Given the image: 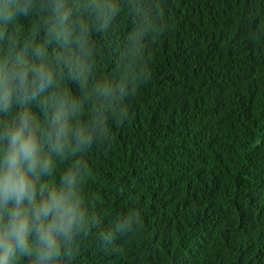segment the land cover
Returning a JSON list of instances; mask_svg holds the SVG:
<instances>
[{
  "label": "trees",
  "instance_id": "obj_1",
  "mask_svg": "<svg viewBox=\"0 0 264 264\" xmlns=\"http://www.w3.org/2000/svg\"><path fill=\"white\" fill-rule=\"evenodd\" d=\"M116 2L105 30L87 21L84 48L78 26L65 42L39 6L7 27L15 52L44 50L88 123L93 89L121 80L137 37L139 88L75 157L89 219L61 264H264V0ZM9 44L0 36V52ZM71 163L42 180L59 183Z\"/></svg>",
  "mask_w": 264,
  "mask_h": 264
},
{
  "label": "clouds",
  "instance_id": "obj_2",
  "mask_svg": "<svg viewBox=\"0 0 264 264\" xmlns=\"http://www.w3.org/2000/svg\"><path fill=\"white\" fill-rule=\"evenodd\" d=\"M38 6L55 22L57 35L65 42L76 32L73 25L78 26L80 48L86 44L82 37L88 20L103 31L118 14L116 0H72L71 5L67 0H41L39 5L36 0H0V36L10 41L8 50L0 52V264H18L22 257L30 264H61L62 254L86 230L89 219L82 174L88 164L83 156L75 157L86 152L97 133H112L105 112L128 85L139 88L134 66L137 37L132 35L121 80H106L93 89L99 107L92 123L85 121L80 99L58 91L60 77L42 48H35L31 60L14 51L7 27ZM143 71L147 76L149 70ZM58 160L72 163L59 183L43 181Z\"/></svg>",
  "mask_w": 264,
  "mask_h": 264
}]
</instances>
